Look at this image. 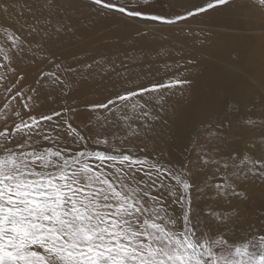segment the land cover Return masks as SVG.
<instances>
[{
    "label": "snow or ice",
    "instance_id": "snow-or-ice-1",
    "mask_svg": "<svg viewBox=\"0 0 264 264\" xmlns=\"http://www.w3.org/2000/svg\"><path fill=\"white\" fill-rule=\"evenodd\" d=\"M236 2L169 0L181 9L170 14L154 0H0V264H264V135L228 144L225 113L220 144L195 164L174 162L165 139L181 127L171 101L193 87L194 59L158 75L170 53L145 42L147 27L115 59L66 63L57 48L86 51L96 17L173 28ZM241 8L264 21V0ZM42 95L60 107L41 111Z\"/></svg>",
    "mask_w": 264,
    "mask_h": 264
},
{
    "label": "bare ground",
    "instance_id": "bare-ground-1",
    "mask_svg": "<svg viewBox=\"0 0 264 264\" xmlns=\"http://www.w3.org/2000/svg\"><path fill=\"white\" fill-rule=\"evenodd\" d=\"M241 2V0H237L231 7H223V10L238 11L241 9ZM167 4H169V0H154L153 10L166 11L170 14L181 10L179 6L167 8L165 7ZM246 11L253 14V10ZM242 14V12L235 13V15ZM219 15L221 14L214 11L169 28L151 23L145 25L144 22L126 21L110 14L96 17L97 35L93 45L89 46L86 51L81 50L80 46H72L68 41L57 45V48L63 53L61 59H64L66 63H72L69 53L87 58L95 55L97 50L111 55L115 59L116 53L127 47L126 37L132 33L133 28L147 27L151 31L145 42L153 47L166 49L170 53L169 56L163 57L160 62L154 65V71L158 75L165 74L162 67L165 61L183 64L185 58L194 59V64L188 66V71L185 73L186 75L190 73V79L194 81L193 87L184 98L181 99L177 96L171 101L180 114L181 127L177 131L176 126L170 125L172 131L165 130V139L171 146V156L175 158V162V160H179L186 145L195 135L196 128L204 126L206 119L213 115L212 112L220 110L222 113L229 114L233 109L240 111L248 106V101H243V99L240 101L247 89L238 84L241 75L247 73L257 77L258 83L264 84V44L252 48L251 44L245 42L244 37L223 30V28L236 29L242 25L238 23L237 19ZM260 26L264 28V23ZM237 55L240 56L239 60L236 58ZM20 67L28 73L27 82L30 83L35 75L33 67L27 59L20 64ZM89 99H94V97L90 96ZM39 103L40 110L43 112L60 107L59 103H51L43 95ZM203 112L205 115H202ZM244 114L245 112L241 111V116ZM241 116L236 114L231 117L236 123ZM221 117L222 115L216 119L215 127L219 125Z\"/></svg>",
    "mask_w": 264,
    "mask_h": 264
},
{
    "label": "rangeland",
    "instance_id": "rangeland-1",
    "mask_svg": "<svg viewBox=\"0 0 264 264\" xmlns=\"http://www.w3.org/2000/svg\"><path fill=\"white\" fill-rule=\"evenodd\" d=\"M241 1L242 4L248 2V0H241ZM246 10H250V9L241 8L237 11L231 9L223 10V8H221L216 12L218 14H221L219 16L234 18L237 20L240 19L241 15H235V13L242 12L243 15H245L248 19V25H242L241 27L239 26L236 29L223 28V30L228 31L230 34L244 37L246 43L251 44L252 48H257L264 44V28H261L260 26L264 23V21H262L260 15L255 11H253V14H251ZM241 76H242L241 80L238 82V84L239 86H242L247 89L244 92L243 97L240 98V101H242V99L243 101H248V106L244 107V110H240V111L238 109H233L231 110L229 115L230 116L236 115L237 112L239 111L241 116V111H244L245 114H247L250 119H253L255 121L257 120L256 121L257 124H255V126L252 128H241L237 125V123L234 122L235 124L230 134L226 137V140L228 144H231L234 147H239V148H242L246 142H251L252 140L259 141L262 135H264V84L261 82L258 83L257 77H253L247 73ZM1 101L2 98H0V102ZM212 114H213L212 116L214 117L209 116V118L206 119L204 126L201 125L198 128H196L195 135L186 145V148L184 149L185 151L181 153V155L179 156L180 161H184L185 163L195 164L197 162V157L202 155L205 149L211 148L214 145V143L220 144L219 142L220 140L216 138L217 136L216 128H219V125H217V127L215 128H213V125L216 126V119L220 115L225 114V112L222 113L220 110H218L216 112H212ZM202 115H205V113L203 112ZM243 118L244 115L241 116L238 121L242 123ZM0 127H2V125H0ZM254 192L257 199H259L260 189L254 187Z\"/></svg>",
    "mask_w": 264,
    "mask_h": 264
}]
</instances>
